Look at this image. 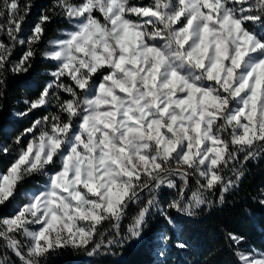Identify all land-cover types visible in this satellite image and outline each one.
I'll return each mask as SVG.
<instances>
[{"label":"snow or ice","instance_id":"snow-or-ice-1","mask_svg":"<svg viewBox=\"0 0 264 264\" xmlns=\"http://www.w3.org/2000/svg\"><path fill=\"white\" fill-rule=\"evenodd\" d=\"M32 7L0 0V97L9 74L32 68L52 20L42 13L24 37ZM53 9L74 30L40 53L57 67L16 115L50 105L56 112L0 145L5 155L16 146L0 172V206L30 177L47 183L25 193L15 215L0 217V264H16L9 252L18 264H44L63 248L95 255L123 247L142 238L152 211L172 223L168 209L194 216L217 192L222 204L246 163L264 156V0H56ZM191 177L197 187L189 194ZM163 187L177 189L166 205ZM141 203L122 235L129 206ZM228 238L237 247L244 240ZM234 255L264 264L255 250Z\"/></svg>","mask_w":264,"mask_h":264},{"label":"trees","instance_id":"trees-1","mask_svg":"<svg viewBox=\"0 0 264 264\" xmlns=\"http://www.w3.org/2000/svg\"><path fill=\"white\" fill-rule=\"evenodd\" d=\"M31 2L33 4L31 13L23 25L24 37L30 34L31 28L42 13L47 12L52 16V20L46 25L45 35L37 46L39 51L29 72L21 75L9 74L7 78L3 96L0 97V145L11 144L16 136L31 126L33 121L56 112L55 106L50 105L34 109L26 117L16 115L28 107L24 103L25 100L35 99L39 95L50 79L48 72L57 67L54 60L44 59L40 53L51 47L49 41L62 37L63 33L74 29L73 24L60 14L59 9H53L56 0ZM151 2L152 0H130V3L137 6H146ZM97 15L103 21L102 16L98 13ZM22 52L23 48H18L13 58H18ZM61 96L63 99L68 98V94L65 93ZM24 142H27V138H24ZM13 148L14 151L10 155L0 152V172H6L16 158V146L13 145ZM243 171L245 174L238 186L230 189L222 204L217 197L207 215V208L197 212L194 215L195 219L178 216L174 209H168L167 214L176 222L177 231L171 227L165 216L157 211L149 215L143 238L139 242L127 243L123 247L116 246L108 251L102 250L95 255L88 254L91 249L85 251L72 247L63 248L51 253L44 264H240L234 255L237 250L264 253V205L259 203L264 199V156L248 161ZM35 179L36 181L27 179L20 185L16 198L0 206V217L8 216L13 203L23 199V189L44 183L45 176ZM180 183L177 180V184ZM140 207L142 204L129 206L127 215L121 222L122 235L130 218ZM161 231L168 238V246L163 257L153 253L154 236ZM230 233L243 237V243L237 247L229 240ZM178 242H183L186 247H177ZM11 257L18 264L16 257L12 254Z\"/></svg>","mask_w":264,"mask_h":264},{"label":"rangeland","instance_id":"rangeland-1","mask_svg":"<svg viewBox=\"0 0 264 264\" xmlns=\"http://www.w3.org/2000/svg\"><path fill=\"white\" fill-rule=\"evenodd\" d=\"M103 18V17H102ZM72 30H74V29H72ZM71 30V31H72ZM70 31V30H69ZM67 32V31H66ZM64 38H66L65 36H62V37H59V38H57V39H64ZM56 40V39H55ZM56 62V61H55ZM57 63V62H56ZM66 94V93H65ZM41 108V107H40ZM42 108H46V107H43L42 106ZM241 156H243V154H241ZM58 170V169H57ZM51 172L52 171H49V173L51 174ZM42 175H37V176H34V177H30V178H28V179H30V180H32V181H36V177H41ZM196 180H197V178L196 177H191L190 178V181H189V188H188V193L189 194H191V192L192 191H194L195 189H196V187H197V183H196ZM47 183V177H45V181H44V183H41V184H39V185H37V186H33V187H31V188H25V189H23L22 190V196H23V199H21L20 201H18V202H14L13 203V205L11 206V208L9 209V215L8 216H12V215H15V213H16V210H17V208L21 205V204H23V203H26V202H28L27 201V198H26V196L24 195L25 193H36V192H38V191H40V190H42V186L44 185V184H46ZM201 183H203V180H201ZM191 190V191H190ZM177 189H169V188H166V187H163L161 190H160V192H159V199H160V203L162 204V205H166L167 203H169L172 199H174L177 195ZM219 195V194H218ZM209 198H211V196H209ZM145 201H146V199H147V197L145 196L144 198H143ZM142 204V206H143V203H141ZM141 204H139V205H137V204H133L134 206H141ZM155 212H157V211H152V213L151 214H153V213H155ZM159 212V211H158ZM163 215V214H162ZM8 216H4V217H8ZM135 216V215H134ZM133 216V217H134ZM167 216H169L168 214H167ZM132 217V218H133ZM170 217V216H169ZM132 218H130V220H129V222L127 223V225H126V228H124V232H123V234H125L126 232H127V227H128V225H129V223H131V221H132ZM172 218V217H171ZM170 225H171V227L174 229V230H176L177 231V224H176V222L173 220V218H172V223H169ZM107 228H109V225L108 224H105L104 225V229H107ZM122 227H121V225H120V229H121ZM145 228H146V226H145ZM165 235H164V233L161 231V232H159V233H157L155 236H154V249H153V253L156 255V256H159V257H161L158 253L159 252H161V251H163V252H165V250L167 249V246H168V243H167V240H168V238L167 239H165ZM142 238H143V236H142ZM142 238L141 239H139V240H133V241H131V242H139V241H141L142 240ZM131 242H130V244H131ZM2 245H3V241L2 240H0V252H3V251H5V249L2 247ZM10 256H11V253L9 252L8 253Z\"/></svg>","mask_w":264,"mask_h":264},{"label":"water","instance_id":"water-1","mask_svg":"<svg viewBox=\"0 0 264 264\" xmlns=\"http://www.w3.org/2000/svg\"><path fill=\"white\" fill-rule=\"evenodd\" d=\"M228 174H230V173H228ZM217 197H218V192L216 193L215 196H211L210 199L216 200ZM213 205H214V204H213ZM213 205H212V206H213ZM212 206H211V208H207V210H206V215L210 212V210L212 209ZM175 212H176V214H177L178 216H181V217H187V218H191V219H195L194 216H188V215H186V214L179 213V212H177L176 210H175ZM14 257H15V256H14Z\"/></svg>","mask_w":264,"mask_h":264}]
</instances>
